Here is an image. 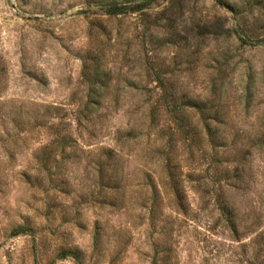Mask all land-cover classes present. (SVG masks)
Segmentation results:
<instances>
[{"label":"rangeland","instance_id":"1","mask_svg":"<svg viewBox=\"0 0 264 264\" xmlns=\"http://www.w3.org/2000/svg\"><path fill=\"white\" fill-rule=\"evenodd\" d=\"M0 264H264V0H0Z\"/></svg>","mask_w":264,"mask_h":264},{"label":"trees","instance_id":"2","mask_svg":"<svg viewBox=\"0 0 264 264\" xmlns=\"http://www.w3.org/2000/svg\"><path fill=\"white\" fill-rule=\"evenodd\" d=\"M112 7H110L109 6V10H110V12H112L111 14L112 15H117V14H120V12H122L121 11V9H117V7L116 6H114V5H111ZM15 232H17V234H19L21 231L19 230V229H17Z\"/></svg>","mask_w":264,"mask_h":264}]
</instances>
